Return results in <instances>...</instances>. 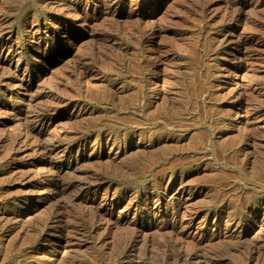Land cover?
<instances>
[{
  "label": "rangeland",
  "instance_id": "obj_1",
  "mask_svg": "<svg viewBox=\"0 0 264 264\" xmlns=\"http://www.w3.org/2000/svg\"><path fill=\"white\" fill-rule=\"evenodd\" d=\"M263 182L264 0H0V264H263Z\"/></svg>",
  "mask_w": 264,
  "mask_h": 264
},
{
  "label": "bare ground",
  "instance_id": "obj_2",
  "mask_svg": "<svg viewBox=\"0 0 264 264\" xmlns=\"http://www.w3.org/2000/svg\"><path fill=\"white\" fill-rule=\"evenodd\" d=\"M53 36V35H52ZM111 39V38H110ZM105 55V54H104ZM91 58V57H90ZM93 59V58H92ZM92 59H90V60H92ZM87 61H89V60H87ZM96 61V60H95ZM102 61V60H101ZM105 64V63H104ZM80 65V64H79ZM108 65H109V63H108ZM82 66V65H81ZM111 67H113V66H111ZM79 68V67H78ZM78 70V69H77ZM110 70V69H109ZM114 71V70H113ZM78 73V72H77ZM77 75V74H76ZM138 91V90H137ZM51 93V92H50ZM49 95V94H48ZM108 95V94H107ZM50 96V95H49ZM104 96V95H103ZM134 96H136V95H134ZM133 96V97H134ZM133 99V98H132ZM135 101V100H134ZM63 103V102H62ZM60 105V104H59ZM127 121V120H126ZM264 183V182H263ZM62 192V191H61ZM77 222V221H76ZM125 242V241H124ZM119 244V243H118ZM133 245V244H132ZM163 247V246H162ZM234 247V246H233ZM162 249V248H161ZM119 251V250H118ZM159 252V251H158ZM168 252V251H167ZM173 252V251H172ZM215 252V251H214ZM166 253V252H165ZM176 253V252H175ZM180 253V252H179ZM181 253H183V252H181ZM263 253V252H262ZM166 254H168V253H166ZM173 254V253H172ZM176 255H178V252H177V254ZM186 255V254H185ZM188 255V254H187ZM206 255V254H205ZM171 256V255H170ZM176 257V256H175ZM183 257H184V255H183ZM183 257H181V259L183 260ZM185 257H188V256H185ZM166 258H167V256H166ZM171 258V257H170ZM176 259V258H175ZM178 259H180L179 257H178ZM180 259V260H181ZM185 259V258H184ZM208 260V259H207ZM215 260V259H214ZM185 261V260H184ZM217 261V260H216ZM180 262V261H179ZM215 262V261H214ZM263 262V261H262ZM264 264V263H263Z\"/></svg>",
  "mask_w": 264,
  "mask_h": 264
}]
</instances>
